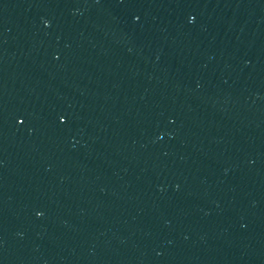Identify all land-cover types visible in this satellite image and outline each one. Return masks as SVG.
Instances as JSON below:
<instances>
[{
  "label": "water",
  "instance_id": "1",
  "mask_svg": "<svg viewBox=\"0 0 264 264\" xmlns=\"http://www.w3.org/2000/svg\"><path fill=\"white\" fill-rule=\"evenodd\" d=\"M0 264H264V0H0Z\"/></svg>",
  "mask_w": 264,
  "mask_h": 264
}]
</instances>
